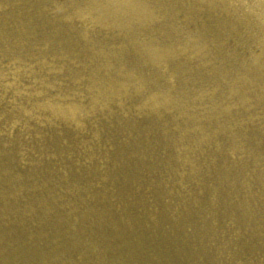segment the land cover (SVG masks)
<instances>
[{"label":"bare ground","instance_id":"6f19581e","mask_svg":"<svg viewBox=\"0 0 264 264\" xmlns=\"http://www.w3.org/2000/svg\"><path fill=\"white\" fill-rule=\"evenodd\" d=\"M0 264H264V0H0Z\"/></svg>","mask_w":264,"mask_h":264}]
</instances>
